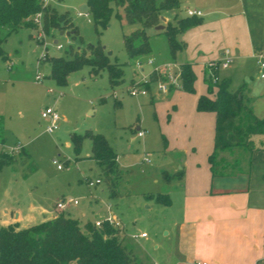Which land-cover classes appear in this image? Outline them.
Segmentation results:
<instances>
[{
    "label": "rangeland",
    "instance_id": "obj_1",
    "mask_svg": "<svg viewBox=\"0 0 264 264\" xmlns=\"http://www.w3.org/2000/svg\"><path fill=\"white\" fill-rule=\"evenodd\" d=\"M47 2L58 12L69 13L79 31L76 36L68 34V30L61 34L62 28L58 27L47 31L39 19L35 27L24 25L11 32L3 43L0 123L4 127V140L0 138V153L19 146L30 158L21 153L22 149L17 150L16 161L0 171V226L17 213L22 225L39 224L45 215L57 211V203L65 197L80 201L76 207L64 210L77 219H83V213L87 215L85 219H94L96 214L105 213L102 215L105 216L107 206L111 205L126 233V244L134 249L139 262L177 264L174 231L169 222L173 209L177 208L175 194L180 190V162L193 147L189 146L187 136L177 134L171 126L174 107L160 105L168 95L164 93L162 99L155 95L157 81L149 82L152 87L149 95H133L129 91L131 86L141 82L143 73H149L153 67L144 57V69H139L136 58L130 56L125 46L124 34L131 33L138 24L128 22L123 8L115 5L108 24L96 25L93 14L81 10L86 0ZM184 4L178 9L180 16L188 15L187 4ZM166 21L162 19L164 25ZM59 26L63 27V22ZM155 28H150L149 32L158 62L174 60L166 34ZM39 34H43L40 39ZM59 43L63 44L62 48L57 47ZM97 43L103 45L108 61L122 68V73L115 68L119 84L111 83L107 66L95 70L89 63L70 72L64 84L51 76L50 57H71L84 51L91 55L92 50L87 46ZM45 52L47 55L43 58ZM220 68L221 73L232 69ZM38 72L43 76L41 82L36 83ZM248 72L246 82L254 79L253 72L250 69ZM196 76L199 79L196 88L201 84L206 92L204 75L196 71ZM47 105L55 106L61 116L58 129L53 133L46 131V119L42 117ZM138 127L145 132L144 137L138 136ZM87 130L102 134L118 154L119 168L113 191L101 165L88 157L92 139L84 137L80 159L74 147L68 146L72 133L84 135ZM249 157L245 149L235 148L221 151L218 162L224 159L244 163ZM55 160L62 169H58ZM98 178L101 182L95 187L88 185V179ZM159 193L169 194L174 206L157 203L154 197ZM142 233L148 237L143 238Z\"/></svg>",
    "mask_w": 264,
    "mask_h": 264
},
{
    "label": "crops",
    "instance_id": "obj_2",
    "mask_svg": "<svg viewBox=\"0 0 264 264\" xmlns=\"http://www.w3.org/2000/svg\"><path fill=\"white\" fill-rule=\"evenodd\" d=\"M180 2V8L186 3L188 8L200 9L203 14L197 24L178 35L184 47L178 51L175 62L179 65L190 62L195 72L201 71L205 76L207 62L222 58L229 49L233 61L228 67L232 69L221 73L220 68L219 76L229 77L232 89L243 86L244 101L258 116H264V77L261 76L264 67L260 64L264 60V0ZM174 14L171 11L164 16L169 20ZM249 69L254 79L246 82ZM198 82L197 78L195 88ZM203 92L204 86L200 84L196 92L179 87L166 92L165 98L164 93L155 94L164 98L160 105L174 107L171 126L177 134L187 136L189 146L193 147L180 162L183 175L178 182L180 190L175 194L177 208L173 209L169 222L174 231L177 264H264V148L261 147L264 135L254 137L260 148L250 154V165L245 171L213 177L208 159L214 148L216 115L213 111L198 110V97ZM68 146L73 147L71 137ZM21 153L26 154L24 148ZM91 155L92 148L88 157L93 159ZM55 214L57 211L45 215L42 222ZM104 214L85 219L87 215L83 213L84 220L78 219L85 224L94 223ZM11 224L20 228L32 226L22 225L19 213L11 220H4L1 226Z\"/></svg>",
    "mask_w": 264,
    "mask_h": 264
},
{
    "label": "trees",
    "instance_id": "obj_3",
    "mask_svg": "<svg viewBox=\"0 0 264 264\" xmlns=\"http://www.w3.org/2000/svg\"><path fill=\"white\" fill-rule=\"evenodd\" d=\"M87 2L89 4L87 12L93 14L96 25L108 24L114 14V5L123 8L128 22L138 24L131 33L124 34L127 51L131 57L136 58V63L143 62L144 57H147L146 61L153 58L154 65L175 61L178 51L184 47V42L178 35L201 20L199 15L180 16L178 12L181 7L180 0H87ZM171 11L175 12L174 19L167 20L165 27L157 28V31L166 34L170 54L174 60H163L159 63L151 44L149 29L161 24L162 16ZM39 13L43 28L47 31L52 27H58L73 30L75 36L79 31L69 13L58 12L47 0H0V56L5 54L3 43L8 35L24 25L35 27ZM60 22H63V27L59 26ZM87 47L92 50L91 55L84 51L71 57H50L51 76L64 84L70 72L89 63L95 70L107 66L111 83L119 84L115 77L116 69L122 73V68L118 63L108 61L103 45L97 43L89 44ZM180 68L181 88L188 92H196L197 76L192 63L183 62ZM159 76L163 74L153 70L151 81H157ZM204 77L208 90L199 95L197 108L201 111H213L216 115L214 148L208 159L212 176H228L243 172L246 170L245 167L250 165V160L247 163L241 160L230 163L224 159L218 162L219 153L242 148L251 154L259 149L260 147L255 145L254 137L264 135V116H258L253 107L244 101L243 86L232 89L229 77H219V68L207 67ZM147 86L152 89L150 83ZM3 128L0 123L2 140ZM84 137L92 139L91 157L101 165L113 191L115 174L119 168L118 154L102 134L87 130L84 135L76 133L71 135L78 158ZM261 147L264 148V145ZM25 155L27 159L30 158L28 153ZM14 161L15 155L1 152L0 171ZM182 175V171L178 172L179 179ZM154 199L159 204L171 205L169 194L159 193ZM125 234L121 226H114L108 222L101 227L92 222L82 225L79 219L57 212L53 218L26 228H20L17 224L0 226V264H143L139 262L134 249L126 244Z\"/></svg>",
    "mask_w": 264,
    "mask_h": 264
},
{
    "label": "built area",
    "instance_id": "obj_4",
    "mask_svg": "<svg viewBox=\"0 0 264 264\" xmlns=\"http://www.w3.org/2000/svg\"><path fill=\"white\" fill-rule=\"evenodd\" d=\"M187 14L188 15H202L203 12L200 9H194V8H188L187 9ZM41 19V13H39L36 17V21ZM45 36V33H44ZM43 37V34H39L38 38L40 39ZM58 48H62L63 44L59 43L57 45ZM47 53H43L42 57L45 58ZM233 61V56L232 53L229 49H226L224 52V55L220 59H213L207 62L208 67L215 66L217 69L221 67H228ZM148 64H152L153 67L149 73H143L141 77V82L139 84L133 85L130 87L129 91L133 95H149L152 92V89L147 86V84L151 81V72L154 70L157 73L163 74V76H159L157 79V85H156V91L155 93H166L169 92L173 88H181L182 87V80H181V68L180 65L177 64L175 61H166L163 63H160L158 65H154V59L149 58L146 61ZM7 68L10 69V64L9 61H6ZM137 66L140 69H144L143 62L142 61H137ZM260 64L262 67H264V60L260 61ZM42 73L38 72L35 77V82L39 83L41 82L42 78ZM261 76L264 77V72H261ZM217 77H215L216 79ZM42 117L47 120V126H46V131L49 133H53L59 126V120H60V113L58 112L57 108L52 105H47L43 110H42ZM145 132L143 130H139L138 136L139 137H144ZM19 146L17 147H11L10 149L7 150V153L14 155V153L17 150H20ZM55 164L58 165L59 169H62L63 166L58 163L56 160L54 161ZM101 182V179L98 178L96 180L88 179L87 183L90 187H95L97 184ZM80 201L78 199L74 198H63L57 203V211L62 212L66 210L68 207L71 206H77L79 205ZM107 212L108 214L102 218H98L95 220L94 224L98 227H101L105 222H108L111 225L114 226H121V222L119 218L114 214L112 206L108 205L107 206ZM142 237H146V233L141 234Z\"/></svg>",
    "mask_w": 264,
    "mask_h": 264
},
{
    "label": "water",
    "instance_id": "obj_5",
    "mask_svg": "<svg viewBox=\"0 0 264 264\" xmlns=\"http://www.w3.org/2000/svg\"><path fill=\"white\" fill-rule=\"evenodd\" d=\"M88 9H89V4H88V2H84L82 5H81V10L83 11V12H87L88 11ZM162 19L163 20H166V17L163 15L162 16ZM165 27V25L163 24V23H161V24H158L157 26H156V28H164ZM66 32V30H64V29H62L61 30V34L62 33H65ZM73 32V30H68L67 31V33L68 34H70V33H72ZM56 42H57V40H56ZM240 97H241V95H240Z\"/></svg>",
    "mask_w": 264,
    "mask_h": 264
}]
</instances>
